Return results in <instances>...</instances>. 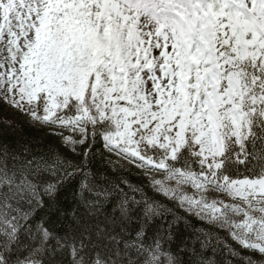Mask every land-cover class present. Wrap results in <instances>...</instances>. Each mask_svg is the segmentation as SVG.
<instances>
[{
	"label": "snow or ice",
	"instance_id": "snow-or-ice-1",
	"mask_svg": "<svg viewBox=\"0 0 264 264\" xmlns=\"http://www.w3.org/2000/svg\"><path fill=\"white\" fill-rule=\"evenodd\" d=\"M0 107L84 161L57 157L50 169L42 153L0 145V264H181L143 227L33 224L45 198L77 176L79 199L108 195L86 182L97 142L113 168L136 167L224 232L236 245L217 240L227 264H264V0H0ZM145 204V221L162 216ZM118 215L123 228L127 198Z\"/></svg>",
	"mask_w": 264,
	"mask_h": 264
},
{
	"label": "trees",
	"instance_id": "trees-1",
	"mask_svg": "<svg viewBox=\"0 0 264 264\" xmlns=\"http://www.w3.org/2000/svg\"><path fill=\"white\" fill-rule=\"evenodd\" d=\"M7 123H11L12 127L5 126ZM0 145L7 148L10 153L21 156L26 149L31 153H42L49 160L50 169H55L57 157L65 162H71L74 166L84 163L78 154L73 155L63 147L47 129L33 125L25 117L5 107H0ZM109 159L111 157L102 144L97 142L86 167L88 173L86 182L94 188H106L108 192L106 197L97 200L93 193H85L83 199H79L77 190L85 178L77 176L70 183L63 184L54 199L45 198V207L36 209L33 224L47 222L58 232H62L65 228L75 231L77 227L85 231L99 227L103 231L107 225L108 230L113 234L117 228H120L125 235L129 233L135 235L137 229L143 227L149 242L157 235L164 238L165 247L177 255L181 264H196L201 258L207 264H227L231 257L225 254L223 247L217 245V240L221 244L228 243L233 248H236V245L224 232L186 214L176 204L155 191L141 170L127 165L113 168L108 164ZM43 176L47 183L59 182L58 175L54 171H46ZM126 198L130 208V218H124L126 224L121 228L119 205ZM85 200L92 202L94 207L87 208L83 203ZM145 202L158 206L162 216L145 221L143 215ZM73 212L79 217L75 221V227L72 226ZM169 225L172 226L170 240L167 239ZM201 237L211 240L210 245L203 251H201ZM247 255L240 252L241 258ZM232 264H239V259L232 260Z\"/></svg>",
	"mask_w": 264,
	"mask_h": 264
}]
</instances>
